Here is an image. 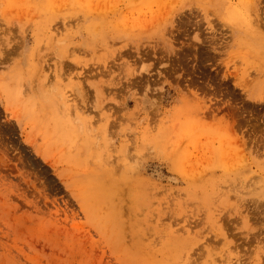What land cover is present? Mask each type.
<instances>
[{"label":"rangeland","instance_id":"374dc122","mask_svg":"<svg viewBox=\"0 0 264 264\" xmlns=\"http://www.w3.org/2000/svg\"><path fill=\"white\" fill-rule=\"evenodd\" d=\"M0 264H264V0H0Z\"/></svg>","mask_w":264,"mask_h":264}]
</instances>
